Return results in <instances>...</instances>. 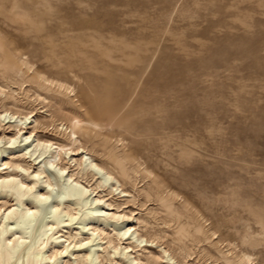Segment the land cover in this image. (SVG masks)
Instances as JSON below:
<instances>
[{
  "label": "rangeland",
  "instance_id": "rangeland-1",
  "mask_svg": "<svg viewBox=\"0 0 264 264\" xmlns=\"http://www.w3.org/2000/svg\"><path fill=\"white\" fill-rule=\"evenodd\" d=\"M3 43L17 61L0 55L6 236L53 224L35 246L66 249L41 264H264V0H0ZM48 158L68 170L49 187ZM35 192L46 228L5 218Z\"/></svg>",
  "mask_w": 264,
  "mask_h": 264
},
{
  "label": "bare ground",
  "instance_id": "bare-ground-1",
  "mask_svg": "<svg viewBox=\"0 0 264 264\" xmlns=\"http://www.w3.org/2000/svg\"><path fill=\"white\" fill-rule=\"evenodd\" d=\"M15 48H16L15 45H12V46H8L6 44L3 45V48H2V51H1V54L0 55L4 59V63H3L4 69H9V68H11L12 65H14L15 63H17V61H16V54L14 53ZM20 62H21V64H24V65L28 64L27 61L24 62V61L21 60ZM34 73H38V72L37 71H34ZM44 79H45V81L48 80L47 78H44ZM5 117L13 118V116H10V114L6 115ZM96 117H98V116H96ZM96 117H93L92 120H94V118H96ZM99 118H101V120H103L105 122V124H107L108 126H110V127L115 126L117 124V111H115V110H107V111H104L101 115H99ZM25 119H26V116H25ZM21 120H22V118H19V121H21ZM92 120H90L88 124L89 125L96 126L97 124L94 121H92ZM30 122L31 121H29V122H27V121L21 122L20 124L21 125H24V126L23 127H19V128H18V125H16V127L18 128V131L21 132V129L22 128L24 130L27 129L28 128L27 127V124H30ZM82 122L83 121H82V119H80V117H75V116L73 117V119L71 120V123H70V129H71V133L72 134L75 133V130L76 129H81L83 127L84 124ZM85 129H88V128L85 127ZM33 131H34V129H32V131H30V133L31 134L33 133L34 134ZM23 133H26V132L23 131ZM17 134L19 135V133H17ZM17 134H16V136H17ZM33 134H32V136L30 135V136L23 137V141L25 142V144H27L29 142V145L25 146L24 147V150H26L27 153L30 154L31 156H33L36 153V150H33V149L29 150V147L34 142V140H32L31 138L34 137V136L36 137V134H34V135ZM10 140L12 142L11 144H14L16 142L17 138L12 136V137H10ZM36 141H37V146H39L42 149H47V147H50L49 141L47 142V144H44L45 142L40 143L38 139ZM62 147L63 146H61V145L57 146V148H59L57 156H60V151H61ZM79 148L80 147H77V146L74 147V145H72V147L69 148V150L71 151L70 152V155L74 156V155L80 154L79 153ZM43 153L44 152L39 151V153H38L37 157H35V159L38 158V157H41ZM7 155H8V153H7ZM85 161H88V164L89 165H93L96 168V170H101V168H99L96 164H94L92 162V160H91L90 157H87L85 159ZM46 162H47L48 165H51L50 163L52 161H50L49 158H48V160H45L44 159V161L42 163L43 165H41L42 168L38 169L37 172H36V174L38 176L43 175L42 178H46V179L44 181H42V182H44L49 187V186L53 185V183L50 181V177L53 176L52 178L54 180H57L58 181L57 174L60 177H62V175L64 173V170L65 169L67 170V167L66 166L58 167L57 174L56 173L54 174V173H50L45 168ZM18 168H20L22 170H26L24 167H21L19 165H18ZM68 177L69 178L72 177V174L71 175H68ZM78 182L75 181V183L73 185H70L69 186V188H70V190L72 192H75V193L80 192V190H79L80 185L78 184ZM22 186H23V183L22 182H17L16 184H12L10 186H6V187H8L9 191H16L17 193H19V195L15 196V199H16V201L18 203L21 202V200H20V197H21L20 196V191H21ZM26 187L28 189H31V187H29V186H26ZM55 196H56V193H55ZM33 197H34V199H35V201H36V203L38 205H35L34 207L27 206V207L21 208L17 212H9L5 218L15 216V225L16 226L17 225L19 226L20 224H23V223H30V222L35 221V222H37V225H38L37 227H40V228L41 227H43V228L45 227L46 228L47 226L45 224L43 225V224L40 223L39 214H38L39 211L38 210H35V209H37L35 207H42L46 203V201L50 198V196L49 195H46L45 192L44 193H42V192H35L33 194ZM48 207H51V208L54 207L55 208L56 205H51V206L48 205L47 208ZM4 211H6V210H4ZM52 226H53V224H50V226L48 228H46L42 232V234H40V235H38V234L36 235V233L38 232V230L36 231L34 229L35 232H33L32 234H30L29 237H31V238L28 241H26L27 239L25 240V237L22 235V233L20 231H12L11 234H10V236H6V234L10 230L9 229H6L5 226H2L0 228V264H41L45 259L51 260V258L55 256V253L56 252L59 253V254L62 253L63 252V249H66V247L63 248V249L61 248V250H55L53 253H51L47 257H42L41 248H38L39 245L35 246L38 243V241L41 240V236L42 235H46L47 234V231L52 230V228H53ZM78 243H79L78 246H81L83 244L81 241H78ZM64 251H67V250H64ZM91 253L92 252H90V254Z\"/></svg>",
  "mask_w": 264,
  "mask_h": 264
}]
</instances>
